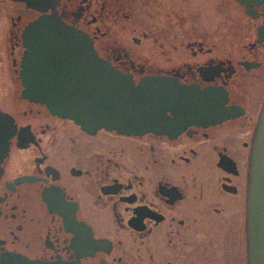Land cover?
Wrapping results in <instances>:
<instances>
[{"label":"flooded vegetation","instance_id":"obj_1","mask_svg":"<svg viewBox=\"0 0 264 264\" xmlns=\"http://www.w3.org/2000/svg\"><path fill=\"white\" fill-rule=\"evenodd\" d=\"M252 1L0 0V264H248L264 99V2ZM53 11L135 82L211 88L229 115L167 135L86 131L53 113L20 78L22 32Z\"/></svg>","mask_w":264,"mask_h":264},{"label":"water","instance_id":"obj_2","mask_svg":"<svg viewBox=\"0 0 264 264\" xmlns=\"http://www.w3.org/2000/svg\"><path fill=\"white\" fill-rule=\"evenodd\" d=\"M23 1L41 11L53 2ZM239 1L251 12L252 0ZM22 40L24 93L86 131L105 128L126 134L177 135L196 119L215 122L229 115L211 88L199 89L157 74L135 82L102 59L85 32L65 23L54 11L31 21ZM205 111L210 116H204ZM245 224L248 264H264V99L250 152Z\"/></svg>","mask_w":264,"mask_h":264},{"label":"rangeland","instance_id":"obj_3","mask_svg":"<svg viewBox=\"0 0 264 264\" xmlns=\"http://www.w3.org/2000/svg\"><path fill=\"white\" fill-rule=\"evenodd\" d=\"M231 21H232V22H235V19H231ZM228 22H230V21L228 20ZM230 24H231V23H230ZM227 38H229V37H227Z\"/></svg>","mask_w":264,"mask_h":264}]
</instances>
